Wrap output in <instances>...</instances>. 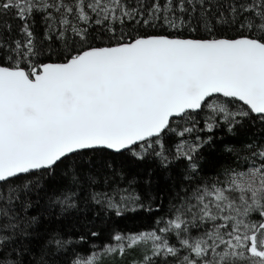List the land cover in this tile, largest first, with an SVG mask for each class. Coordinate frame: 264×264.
Returning <instances> with one entry per match:
<instances>
[{
    "label": "snow or ice",
    "instance_id": "snow-or-ice-1",
    "mask_svg": "<svg viewBox=\"0 0 264 264\" xmlns=\"http://www.w3.org/2000/svg\"><path fill=\"white\" fill-rule=\"evenodd\" d=\"M253 114L264 123V0H0V264H57L75 247L53 232L28 259L42 179L68 170L71 187L45 192L66 213L81 180L93 188L108 172L100 187L110 191L89 199L122 215L143 204L131 183L119 187L116 159L150 155L164 169L186 160L184 186L154 228L117 234L107 251L146 245L141 264H264V145H245L243 170L212 177L198 157L212 139L199 131L221 121L231 131ZM170 133L181 138L171 158Z\"/></svg>",
    "mask_w": 264,
    "mask_h": 264
},
{
    "label": "trees",
    "instance_id": "trees-1",
    "mask_svg": "<svg viewBox=\"0 0 264 264\" xmlns=\"http://www.w3.org/2000/svg\"><path fill=\"white\" fill-rule=\"evenodd\" d=\"M9 22L13 26V35L15 36L20 22L17 20ZM35 24H39L44 29L39 16L35 17ZM149 31L155 30L149 29ZM229 34L234 35V33ZM37 36L42 38L41 34H37ZM46 43L48 44L47 41H45ZM51 43L53 44L55 41ZM52 47L56 48V43ZM198 134L203 137V140L209 136L212 137L210 143L205 144L198 153L202 169L200 175L205 177L218 175L225 167L239 168V166L245 165L250 155L245 149V145L254 141L264 145V123H261L255 114L251 119L241 121L231 131L221 121L220 126L213 129L212 132L205 129L199 131ZM176 138L177 136L174 134H169L164 139L165 148L169 152L170 158L174 154L171 147H173ZM229 149L232 151L229 152ZM186 165V160H178L164 169L159 167V162L151 155L143 161L129 156L117 157L116 166L122 169L123 177L119 180V187L127 188L131 183L132 190L139 195V202L143 204V207L131 208L124 211L122 215L97 206L89 199V195L93 191H106V189L110 191L107 184H104L103 188L100 187L103 178L109 175L108 172L103 171L97 175L95 187L90 188L81 180L80 185L75 188L78 193V209H72L66 213L61 212L59 207L49 209L48 197L45 195L49 186H55L59 190L71 187V176L68 175V170L61 166L56 169L53 176L42 179L40 185L30 195L33 208L29 210V214L38 216L40 222L35 226L30 246L32 251L28 259L39 260L40 248L46 244L53 232H60L65 238H71L75 242V247L69 246L71 251L79 248L83 252L97 241H113L114 236L119 232L132 233L154 228L155 222L160 217L166 216L176 194L184 186L182 176L186 173ZM93 232L98 235L93 236ZM80 237H83V240H80ZM70 252L62 258H58L57 264H64V261H68ZM146 254V245L128 246L123 257L118 253L113 255L116 258L114 264H140ZM96 264L110 263L105 260Z\"/></svg>",
    "mask_w": 264,
    "mask_h": 264
},
{
    "label": "rangeland",
    "instance_id": "rangeland-1",
    "mask_svg": "<svg viewBox=\"0 0 264 264\" xmlns=\"http://www.w3.org/2000/svg\"><path fill=\"white\" fill-rule=\"evenodd\" d=\"M33 31L36 33V35L37 34H41L42 35L43 32H44V29H43V27L39 26V24L38 25L35 24V26L33 27ZM45 45L47 46V43ZM53 45H55V43H53L52 46ZM53 59H56V57H53ZM207 115H208V110H204V111L196 114V119L199 121V125H198L199 128H203L204 127V122H205V119L207 118ZM196 135H197V133H193L190 137H187V138L188 139H194V137ZM198 135L201 137V139H203V137L200 134H198ZM177 138H176L175 143L173 144V147H171L173 152L175 150L176 145L180 142V139H181L180 137H177ZM164 144H165V147H166L165 141H164ZM247 166L248 165L245 164V165L239 166L238 169L243 170ZM106 191H109V190L106 189ZM136 207H138L137 204H134V203H129L128 204V209L136 208ZM253 215L255 216V214H253ZM144 231H147V230L144 229V230H142L140 232H144ZM140 232H132V233L119 232L117 234H120L122 236H130V235H133V234H136V233H140ZM121 243H126V242L122 241ZM109 246H111L113 249H118V242L115 241V239L113 241H111V242L97 241V242L93 243L92 246L89 247V249H86L83 252H81V250L79 248L76 249V250H72L70 252V254H69L68 261L77 260V259L87 260L89 257H91V256H93L95 254L94 264H96L98 262H104L105 260L108 261L110 264H114V262L116 261V258H114L115 256H113V255L118 253V254H120L123 257L124 254H125V251L127 250V247H128V246H125L124 251L120 252L119 250L107 251ZM73 252L75 254H72ZM140 264H141V262H140Z\"/></svg>",
    "mask_w": 264,
    "mask_h": 264
}]
</instances>
